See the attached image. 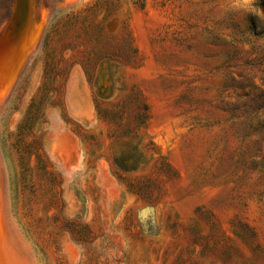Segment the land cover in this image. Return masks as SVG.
Instances as JSON below:
<instances>
[{
	"label": "rangeland",
	"instance_id": "rangeland-1",
	"mask_svg": "<svg viewBox=\"0 0 264 264\" xmlns=\"http://www.w3.org/2000/svg\"><path fill=\"white\" fill-rule=\"evenodd\" d=\"M26 4L48 18L0 105L25 264H264V0Z\"/></svg>",
	"mask_w": 264,
	"mask_h": 264
},
{
	"label": "bare ground",
	"instance_id": "bare-ground-1",
	"mask_svg": "<svg viewBox=\"0 0 264 264\" xmlns=\"http://www.w3.org/2000/svg\"><path fill=\"white\" fill-rule=\"evenodd\" d=\"M20 2H21V11L23 9L27 13L28 12L27 4H26L27 0H21ZM33 9H34V6H33ZM38 14L39 15L36 16V18L34 17L35 19L33 21L29 20L30 22L26 26H24L23 31L21 32L20 44H18V46L16 47L15 59H14V64H13L11 72L10 73L6 71L4 72V68L0 66V105L3 104V101L6 98L8 92L10 91V88L12 87V85L15 83L16 79L22 72V69L24 68L25 63L27 61L28 55L35 49L37 45V41H38V38L41 32L42 26L47 17V12H45L44 9L42 10L40 9ZM11 19L15 20V14L13 18L9 19L8 21L9 23L7 24V27H6L7 29L10 25V22L12 21ZM4 33H5V30H4ZM3 37H5V35ZM12 46H15V45H12ZM3 178L0 175V264H25L26 262L23 261L21 258V255L24 254L23 246L17 236L18 234H16L13 226L10 223L8 213H7L8 209H6V205H4L5 204L4 202L6 201L3 200V197L1 194V188L3 186V180H2Z\"/></svg>",
	"mask_w": 264,
	"mask_h": 264
},
{
	"label": "water",
	"instance_id": "water-1",
	"mask_svg": "<svg viewBox=\"0 0 264 264\" xmlns=\"http://www.w3.org/2000/svg\"><path fill=\"white\" fill-rule=\"evenodd\" d=\"M17 1V9L15 13V24L12 29L11 35L12 37L9 36L10 41H14V39L17 37V35L22 31L24 22L26 20L27 13L22 9L21 11V0H16Z\"/></svg>",
	"mask_w": 264,
	"mask_h": 264
},
{
	"label": "trees",
	"instance_id": "trees-1",
	"mask_svg": "<svg viewBox=\"0 0 264 264\" xmlns=\"http://www.w3.org/2000/svg\"><path fill=\"white\" fill-rule=\"evenodd\" d=\"M145 111H147V108H144Z\"/></svg>",
	"mask_w": 264,
	"mask_h": 264
}]
</instances>
